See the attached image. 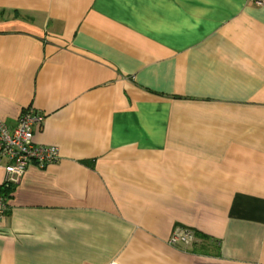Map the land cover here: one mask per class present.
<instances>
[{"label": "crops", "instance_id": "obj_1", "mask_svg": "<svg viewBox=\"0 0 264 264\" xmlns=\"http://www.w3.org/2000/svg\"><path fill=\"white\" fill-rule=\"evenodd\" d=\"M27 108L59 157L0 160V264H264V5L0 0V119Z\"/></svg>", "mask_w": 264, "mask_h": 264}, {"label": "built area", "instance_id": "obj_2", "mask_svg": "<svg viewBox=\"0 0 264 264\" xmlns=\"http://www.w3.org/2000/svg\"><path fill=\"white\" fill-rule=\"evenodd\" d=\"M257 5H264V0H250ZM44 116L31 108L25 109L17 118L0 119V160L6 163L5 183L17 182L28 163L38 165L56 161L58 148L51 145L35 144L33 131L43 122ZM5 200L0 192V216L5 210ZM193 233L186 228H176L168 242L170 244H187L193 239Z\"/></svg>", "mask_w": 264, "mask_h": 264}]
</instances>
